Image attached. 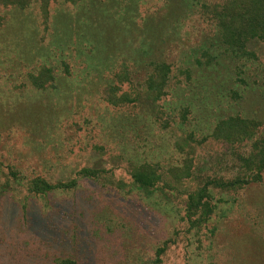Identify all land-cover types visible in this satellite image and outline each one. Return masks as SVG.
<instances>
[{
  "label": "rangeland",
  "instance_id": "1",
  "mask_svg": "<svg viewBox=\"0 0 264 264\" xmlns=\"http://www.w3.org/2000/svg\"><path fill=\"white\" fill-rule=\"evenodd\" d=\"M18 1L0 4V264H264V40L232 50L219 17L243 2Z\"/></svg>",
  "mask_w": 264,
  "mask_h": 264
},
{
  "label": "trees",
  "instance_id": "2",
  "mask_svg": "<svg viewBox=\"0 0 264 264\" xmlns=\"http://www.w3.org/2000/svg\"><path fill=\"white\" fill-rule=\"evenodd\" d=\"M46 2L47 0H42ZM235 1L239 3L243 2V4H239L236 9L230 3L231 6L227 2L224 4V8L221 12H219V17L226 19L224 23H222L223 34L226 38H224V42L231 47V49H242L246 43L247 38H260L262 41L264 40V0H228ZM19 4L18 0H0V4L9 5V4ZM228 4V5H227ZM232 38V43L229 39ZM242 38V39H241ZM247 166L249 164L255 165L256 159L249 160L246 159ZM258 172L262 171L264 168V163L257 164ZM155 169L150 170V166L143 165L139 167V169L135 170V173L132 175V179L135 182V185H138L139 190L141 191H149L150 189L155 188L156 182H158L161 177L155 172ZM79 178H98L99 172L96 170L83 169L78 173ZM258 178V177H257ZM250 178H246L241 181V184H246L249 182ZM253 178L250 179V182ZM256 180V179H255ZM31 191L37 194H47L56 190H72L75 187V182H69L68 184H50L44 181L43 179L37 177L30 181ZM204 190H199L194 194L188 195L186 209L187 212L192 215L200 212H208L206 209V204L202 201L205 196ZM206 212V213H207ZM58 264H70L69 261H60Z\"/></svg>",
  "mask_w": 264,
  "mask_h": 264
}]
</instances>
